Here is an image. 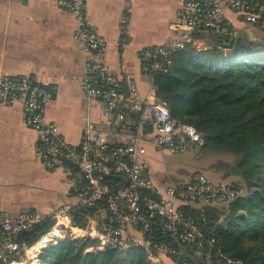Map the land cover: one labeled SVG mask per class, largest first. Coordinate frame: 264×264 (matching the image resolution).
I'll return each mask as SVG.
<instances>
[{"label":"built area","instance_id":"obj_1","mask_svg":"<svg viewBox=\"0 0 264 264\" xmlns=\"http://www.w3.org/2000/svg\"><path fill=\"white\" fill-rule=\"evenodd\" d=\"M54 1L76 21L74 39L84 54L82 87L86 99L101 101L104 114L109 115L129 98L130 106L119 120L125 122L126 113L137 114L136 120L128 122L135 131L128 144H115L86 120L80 144H69L56 125L46 119L45 108L53 99L49 89L26 77L0 76V101L8 106L19 105L28 125L37 133L35 157L48 170L63 162L80 174L79 182L66 180L73 200L52 213V226L33 245H21L17 237L45 216L29 210L16 216L0 214V264H21L24 256L33 259L44 248L67 239L93 241L87 249L90 252L141 248L149 264H236L216 250L203 224L207 206L227 204L241 192L213 183L201 172L185 182L157 187L143 159L146 150L142 136L146 128H152L154 146L175 155L203 147L204 140L196 129L172 118L157 99L150 72L165 71L172 57L189 44L197 50L209 49L211 44L205 42L208 34L236 38L227 11L247 25L264 26V0H186L172 25L174 39L140 51L151 62L150 67L144 66L150 80L144 97L138 95L129 76L124 78V89L111 81L105 67L96 62L105 53L106 40L87 22L86 0ZM88 208H95L97 217L87 216L84 227L74 225L73 213Z\"/></svg>","mask_w":264,"mask_h":264},{"label":"crops","instance_id":"obj_2","mask_svg":"<svg viewBox=\"0 0 264 264\" xmlns=\"http://www.w3.org/2000/svg\"><path fill=\"white\" fill-rule=\"evenodd\" d=\"M185 1L86 0L87 22L106 40L105 53L96 62L105 67L111 81L125 89L124 78L129 76L138 95H146L150 80L140 51L174 39L172 25ZM225 15L239 35L256 40L257 29L231 12ZM75 29L74 16L54 0H0V76L26 77L49 89L53 99L45 108L46 119L69 144H80L86 120L109 142L128 144L134 135L131 120L122 122L119 115L129 108L130 99L109 115L104 114L101 101L86 99L84 54L74 39ZM205 38L212 43L208 35ZM142 140L143 159L155 185L182 183L159 179L154 156L164 151L154 146L153 130L144 133ZM36 144L37 133L21 107L0 101V214L16 216L29 210L46 217L73 200L66 180L79 182V172L63 162L48 170L35 157Z\"/></svg>","mask_w":264,"mask_h":264},{"label":"trees","instance_id":"obj_3","mask_svg":"<svg viewBox=\"0 0 264 264\" xmlns=\"http://www.w3.org/2000/svg\"><path fill=\"white\" fill-rule=\"evenodd\" d=\"M208 36L209 49L189 44L172 57L165 71L150 73L157 99L172 118L196 129L204 140L201 148L235 158L228 174H236L239 184L226 185L241 193L227 204L205 208V235L236 264H264V38L256 34V40H250L238 33L236 38ZM145 65L151 62L145 60ZM126 114V120L137 118ZM151 131L146 128L144 133ZM221 215L224 219L217 222ZM87 216L97 217L96 209L76 210L74 225L84 227ZM52 223L46 216L20 233L17 242L33 245ZM92 245L91 240L59 241L41 250L37 264H149L141 248L87 251Z\"/></svg>","mask_w":264,"mask_h":264},{"label":"rangeland","instance_id":"obj_4","mask_svg":"<svg viewBox=\"0 0 264 264\" xmlns=\"http://www.w3.org/2000/svg\"><path fill=\"white\" fill-rule=\"evenodd\" d=\"M257 38H264V30L258 31ZM234 161L235 158L230 153H219L203 148H195L178 155L164 151L154 156V165L157 168L156 173L159 179L173 183L185 182L193 174L201 172L213 183L222 181L224 184L237 185L239 177L236 174H228L229 165ZM223 219L224 215H221L217 222H221ZM38 256L36 255L34 259L24 256L20 263L30 264L33 261L32 264H37Z\"/></svg>","mask_w":264,"mask_h":264},{"label":"water","instance_id":"obj_5","mask_svg":"<svg viewBox=\"0 0 264 264\" xmlns=\"http://www.w3.org/2000/svg\"><path fill=\"white\" fill-rule=\"evenodd\" d=\"M131 134H133V132H130Z\"/></svg>","mask_w":264,"mask_h":264}]
</instances>
